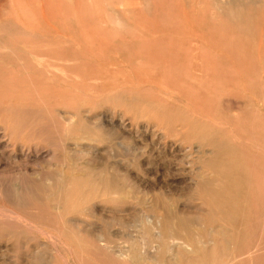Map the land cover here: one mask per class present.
Returning <instances> with one entry per match:
<instances>
[{
    "label": "rangeland",
    "instance_id": "obj_1",
    "mask_svg": "<svg viewBox=\"0 0 264 264\" xmlns=\"http://www.w3.org/2000/svg\"><path fill=\"white\" fill-rule=\"evenodd\" d=\"M66 1L0 0V264H264V0Z\"/></svg>",
    "mask_w": 264,
    "mask_h": 264
},
{
    "label": "bare ground",
    "instance_id": "obj_2",
    "mask_svg": "<svg viewBox=\"0 0 264 264\" xmlns=\"http://www.w3.org/2000/svg\"><path fill=\"white\" fill-rule=\"evenodd\" d=\"M71 1H72L73 3H75V2L77 1L76 3H78L79 0H76V1H75V0H71ZM15 2H17V1H15ZM63 2H67V1H66V0H57V3L54 5L53 10H56V11H59V10H60V11H63V7H64V5H65ZM93 3H94V2H93ZM80 5H81V3L77 5V8L80 7ZM81 6H82V5H81ZM85 6H86V5H85ZM50 8H51V7H50ZM101 8H102V7H101ZM101 8H96V9H92V8H91V9H87V10H88V11H89V10H91V11L94 10V11H96V12L99 13V12H102V11H101ZM67 9H68V8H67ZM78 9H79V8H78ZM82 9H83V8H82ZM82 9H81V7H80L79 12H80ZM84 9H85V8H84ZM50 10H51V9H50ZM64 10H65V9H64ZM85 10H86V9H85ZM85 10H84V11H85ZM66 11H67V10H66ZM68 11H69V10H68ZM244 11H245V10H244ZM65 28H66V27H65ZM67 28H68V27H67ZM74 28H75V27H74ZM104 118H105V117H104ZM1 136H2V135H1ZM141 142H142V141H141ZM70 145H71V144H70ZM92 147H93V146H92ZM198 148H199V146H198ZM106 150H107V149H106ZM242 151H243V150H242ZM236 152H237V151H236ZM238 152H239V151H238ZM220 157H221V156H220ZM94 169H95V168H94ZM110 174H111V173H110ZM63 178H64V177H63ZM90 179H91V178H90ZM85 180H86V179H85ZM108 180H111V179H108ZM82 181H83V180H82ZM96 181H97V180H96ZM25 182H26V181H25ZM70 182H71V181H70ZM79 182H80V179H79ZM84 182H85V181H84ZM107 183H108V182H107ZM111 183H112V182H111ZM113 183H114V182H113ZM113 183H112V184H108V185L114 188V184H115V183H114V184H113ZM79 184H80V183H79ZM86 185H87V184H86ZM119 185H120V184H119ZM2 186H3V185H2ZM68 186H69V185H68ZM76 186H77V185H76ZM76 186H75V187H76ZM89 186H91V185H89ZM115 187H116V185H115ZM118 187H119V186H118ZM118 187H117V188H118ZM1 188H2V187H1ZM15 188H16V187H15ZM91 188H92V187H91ZM94 188L96 189V187H94ZM97 188H98V186H97ZM99 188H100V187H99ZM99 188H98V189H99ZM105 188H107V187H105ZM113 188H112V190H113ZM77 189H78V188H77ZM80 189H81V188H80ZM98 189H97V192H98ZM110 189H111V188H110ZM110 189H108V190L110 191ZM114 189H115V188H114ZM119 189H120V187H119ZM46 190H47V189H46ZM73 190H74V189H73ZM89 190H90V189H89ZM91 190H92V189H91ZM91 190H90V191H91ZM99 190H100V189H99ZM108 190H106L107 192L105 191L106 194L108 193ZM112 190H111V191H112ZM12 191H13V190H12ZM19 191H20V189H19ZM22 191H24V189H22ZM22 191H21V192H22ZM115 191H117L116 193H118V190L115 189ZM87 192H88V191H87ZM91 192H92V191H91ZM95 192H96V190H95ZM113 192H114V190H113ZM113 192H112V193H113ZM69 193H70V192H69ZM93 193H94V192H93ZM98 193H99V192H98ZM102 193H103V192H102ZM21 194H22V193H20V195H21ZM23 194H24V193H23ZM70 194H71V193H70ZM90 194H91V193H90ZM110 194H111V193H110ZM20 195H18V196H20ZM88 195H89V194H88ZM88 195H87V196H88ZM108 195H109V194H108ZM114 195H115V193H114ZM1 196H2V195H1ZM25 196H26V195H25ZM27 196H28V195H27ZM69 196H70V195H69ZM94 196H96V195H94ZM23 197H24V196H23ZM23 197H22V199H23ZM29 197H31V196H29ZM29 197H28V198H29ZM85 197H86V196H85ZM85 197H84V199H85ZM92 197H93V196H92ZM90 198H91V197H90ZM29 199H30V198H29ZM65 199H66V198H65ZM84 199H83V200H84ZM32 200H33V199H32ZM80 200H81V199H80ZM85 200H86V199H85ZM87 200H88V198H87ZM87 200H86V201H87ZM22 202H23V201H22ZM234 202H235V201H234ZM84 203H85V202H84ZM23 205H26V204L23 203ZM26 206H27V205H26ZM61 206H62V205H61ZM61 206H60V207H61ZM75 206H76V205H75ZM79 206H80V205H79ZM83 206H84V204H83ZM94 206H95V205H94ZM85 208H86V207H85ZM87 208H88V207H87ZM161 208H162V207H161ZM161 208H160V209H161ZM80 209H82V208H80ZM76 210H77V209H76ZM88 210H89V208H88ZM41 211H42V210H41ZM84 211H86V210H84ZM70 212H71V211H70ZM109 212H110V211H109ZM50 213H51V212H50ZM89 213H90V212H89ZM89 213H88V214H89ZM130 214H131V213H130ZM166 214H167V213H166ZM115 215H116V213H115ZM168 215H169V214H168ZM110 216H112V215H110ZM0 218L11 219L12 221H13V220H15V221H19V223H20V222H24V223H25L26 221L29 220V219H27V217H25V215H24L21 211L16 210V209H11V208H5V207L0 208ZM162 220H164V219H162ZM40 221H41V220H40ZM77 221H78V220H77ZM156 221H157V220H156ZM30 222H31V220H29V222H26V223H30ZM82 222H83V221H82ZM17 223H18V222H17ZM85 223H86V222H85ZM31 224H32V223H31ZM164 224H165V223H164ZM166 224H168V223H166ZM56 225H57V224H56ZM147 225H148V224H147ZM32 226H33V224H32ZM34 226H35V225H34ZM46 226H47V225H46ZM147 227H150V226H147ZM30 228H31V226H30ZM39 228H41V227H39ZM39 228H38V229H39ZM167 228H169V227H165V229H167ZM31 229H32V228H31ZM43 229H44V228L40 229L41 232L43 231ZM165 229H164V231H165ZM178 229H179V227H178ZM137 230H139V229H137ZM140 230H141V229H140ZM44 231H46V230H44ZM44 231H43V232H44ZM146 231H148V230H146ZM146 231H145V232H146ZM149 231H151V229H149ZM152 231H153V229H152ZM167 231H168V230H167ZM45 233H46V232H45ZM151 233H152V232H151ZM151 233H150V234H151ZM160 233H161V234H160V236H161V235H162V232H160ZM168 233H169V232H168ZM168 233H167V234H168ZM47 234H49L48 231H47ZM148 234H149V233H148ZM148 234H147V235H148ZM165 234H166V233H165ZM170 234H171V233H170ZM50 235H51V234H50ZM53 235H54V234H53ZM142 235H143V234H142ZM163 235H164V233H163ZM163 235H162V236H163ZM168 235H169V234H168ZM48 236H49V235H48ZM151 236H152V235H150V236L148 235L147 238H149V237H151ZM164 236H165V235H164ZM169 236H170V235H169ZM169 236H168V237H169ZM46 237H47V236H46ZM101 237H102V236H101ZM166 237H167V235H166ZM51 238H52V236H51ZM54 238H56V237H54ZM147 238H146V239H147ZM152 238H153V237H152ZM160 238H161V237H160ZM2 239H4V238H2ZM47 239H48V237H47ZM49 239H50V236H49ZM94 239H95V238H94ZM162 239H163V237H162ZM162 239H161V240H162ZM50 240H51V239H50ZM56 240H57V238H56ZM56 240H55V242H57ZM100 240H101V239H100ZM144 240H145V238H144ZM147 240H148V239H147ZM152 240H153V239H152ZM154 240H155V239H154ZM154 240H153V241H154ZM239 240H240V239H239ZM51 241H52V240H51ZM51 241H50V242H51ZM101 241H102V240H101ZM105 241H106V240H105ZM110 241H111V240H110ZM148 241H149V240H148ZM150 241H151V238H150ZM150 241H149V242H150ZM97 242H98V241H97ZM146 242H147V241H146ZM159 242H160V241H159ZM161 242H162V241H161ZM163 242H164V244H165V241H163ZM98 243H99V242H98ZM135 243H136V242H135ZM24 244H25V243H24ZM108 244H109V243H108ZM136 244H138V243H136ZM136 244H135V245H136ZM148 244H149V243H148ZM148 244H147V245H148ZM160 244H161V243H160ZM164 244H163V245H164ZM167 244H168V240H167ZM52 245H53V244H52ZM100 245H101V244H100ZM109 245H110V244H109ZM163 245H162V246H163ZM149 246H150V245H149ZM151 246H154L153 243H152ZM160 246H161V245H160ZM23 247H24V246H23ZM54 247H55V245H54ZM65 247H66V246H65ZM109 247H110V246H109ZM130 247H131V246H130ZM135 247H136V246H135ZM7 248H8V247H7ZM56 248H57V247H56ZM94 248H95V247H94ZM112 248H113V247H112ZM162 248H165V245H164V247H162ZM166 248H167V246H166ZM166 248H165L164 250H166ZM24 249H25V247H24ZM140 249H141V248H140ZM108 250H109V249H108ZM108 250H107V252H108ZM112 250H115V249H112ZM164 250H162V251H164ZM162 251H161V254H163ZM167 251H168V250H167ZM24 252H25V251H24ZM91 252H92V251H91ZM107 252H106V253H107ZM137 252H138V251H137ZM139 252H140V251H139ZM99 253H100V252H99ZM113 253H114V252H113ZM115 253H116V252H115ZM140 253H142V252H140ZM129 254H130V253H129ZM30 255H31V254H30ZM58 255H59V254H58ZM141 255H142V254H141ZM60 256H61V255H60ZM116 256H117V255H116ZM130 256H131V254H130ZM159 256H160V255H159ZM13 257H14V256H13ZM123 257H124V256H123ZM141 257H144V256H141ZM148 258H149V257H148ZM11 259H13V258H11ZM92 259H93V258H92ZM103 259H104V257H103ZM163 260H164V259H163ZM63 261H64V260H63ZM66 262H67V261H66ZM106 262H107V261H106ZM14 264H15V263H14ZM161 264H162V263H161Z\"/></svg>",
    "mask_w": 264,
    "mask_h": 264
}]
</instances>
